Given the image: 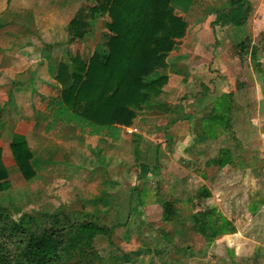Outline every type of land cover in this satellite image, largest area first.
Returning <instances> with one entry per match:
<instances>
[{
    "label": "rangeland",
    "instance_id": "374dc122",
    "mask_svg": "<svg viewBox=\"0 0 264 264\" xmlns=\"http://www.w3.org/2000/svg\"><path fill=\"white\" fill-rule=\"evenodd\" d=\"M95 1L0 0L1 126L10 130L15 120L48 111L62 88L57 66L104 45L109 17L89 18ZM247 2L249 46L232 36L224 47L219 39H203L187 60L176 97L156 101L135 131L104 149L112 152L110 161L70 130L68 156L55 151L53 162L77 159L78 175L13 180L0 196L6 209L0 241L9 240L11 249L18 240V232L3 227L8 219L35 216L29 234H38L52 224L44 212L61 219L64 212L71 222L92 221L112 233L96 234L82 251H61L54 264H264V0ZM74 17L85 23L84 38L69 29ZM168 120L165 135L160 127ZM61 125L46 137L59 141ZM205 213L218 233H227L207 242L192 229L193 216Z\"/></svg>",
    "mask_w": 264,
    "mask_h": 264
},
{
    "label": "trees",
    "instance_id": "16d2710c",
    "mask_svg": "<svg viewBox=\"0 0 264 264\" xmlns=\"http://www.w3.org/2000/svg\"><path fill=\"white\" fill-rule=\"evenodd\" d=\"M249 10L247 0H229L227 6L217 10L210 27L212 30L216 24L241 27ZM101 13L109 17L104 45L89 55H68L57 66L55 76L62 88L57 97L49 100L48 108L55 123L71 124L83 135H102L116 142L121 127L131 126L136 116L145 111L151 97L161 94L167 77L154 76V72L166 65L169 52L185 34L186 22L175 13L171 0H105L102 3L96 0L89 18L94 20ZM77 17L69 22V29L80 38L85 33V23ZM240 46L244 49L249 46L247 36ZM9 148L23 177L30 181L35 171L25 137L15 134ZM7 177L0 148L1 192L10 187ZM4 208L0 206V217L6 213ZM41 216L50 218L52 224L41 228L38 234H29L30 221L35 216L27 221L8 219L4 223V228L18 232L19 236L11 249L9 240L0 241V248L4 249L0 264H54L61 251H82L92 244L96 234L112 233L111 227L92 221L71 222L70 213L63 212L62 219L58 213L44 212ZM193 220L192 229L208 241L227 233V230L218 233L206 219V213L195 214ZM59 222H63L62 226Z\"/></svg>",
    "mask_w": 264,
    "mask_h": 264
},
{
    "label": "crops",
    "instance_id": "0c3cea01",
    "mask_svg": "<svg viewBox=\"0 0 264 264\" xmlns=\"http://www.w3.org/2000/svg\"><path fill=\"white\" fill-rule=\"evenodd\" d=\"M222 1L224 0H171L175 13L182 17V19L186 22L185 34L177 41L173 50L169 52L166 65L154 72V76L164 75L167 77V82L162 87L161 94L159 97H151L145 111L136 116L131 126L121 127L122 130L119 140L126 137V130H130L131 133L135 131V126L141 121V118L149 113H152L151 107L154 106L156 101H161L164 97V99H166V96L169 98L176 97L175 95L180 91V82H182L185 77L182 71L183 69H187V60L193 51L195 52L198 48H200V45L204 44L203 39H207L209 36H211V38L213 37L215 40L219 39L218 41L221 42L224 47L227 45L228 37L230 36H232L235 39V43L238 44L247 36L244 27L245 24L241 27L231 24H216L214 25V30L211 29L210 24L215 20L217 10L224 7L222 6ZM206 7L209 9L208 11ZM188 36L192 37L191 41L184 43V39ZM215 40L213 42L216 43L217 40ZM206 43L208 42H205V44ZM222 46L220 45L216 49L221 51ZM194 58L196 60V56ZM23 121L24 122H19L15 120L9 130L8 127L1 126L0 114V148L2 149V160L8 173L7 180L10 182V187L8 189L14 186L13 180L19 181L21 179L26 183L34 184V182L39 181L40 178H48L50 175H54L55 172L57 173V171L68 173V178L76 174L78 175L81 170V168H79L81 167V164L77 159H67L66 157V159L62 158L61 162H53L56 160V157H54L53 154L55 151H60L62 155L68 156L69 149L73 144V142H70L67 134L70 130H76L79 135L88 138V143H91L90 147H92V152L98 155L101 160L104 159L110 161L112 159V152H104L102 154V151H104V149L107 150V147L109 148L110 144H117L119 141L113 142L111 139L102 135H83L80 133L79 129L71 124H65L62 122L55 123L50 117L49 109L48 111H41L34 120ZM59 124H63L59 127L63 129V131H61L62 138L56 142L54 137H46L45 133L47 131L53 132L55 127H58ZM170 124L171 120H168L163 124V127H160L165 135H167L166 132ZM15 134H21L25 137L32 153L30 161L35 171V176L30 181H27L23 177L19 167L12 157V154L10 155L4 149L7 147L9 148V144ZM206 241L209 242L208 240Z\"/></svg>",
    "mask_w": 264,
    "mask_h": 264
}]
</instances>
